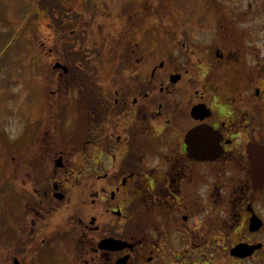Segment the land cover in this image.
<instances>
[{
	"label": "flooded vegetation",
	"instance_id": "obj_1",
	"mask_svg": "<svg viewBox=\"0 0 264 264\" xmlns=\"http://www.w3.org/2000/svg\"><path fill=\"white\" fill-rule=\"evenodd\" d=\"M75 6L0 264H264V35Z\"/></svg>",
	"mask_w": 264,
	"mask_h": 264
},
{
	"label": "rangeland",
	"instance_id": "obj_2",
	"mask_svg": "<svg viewBox=\"0 0 264 264\" xmlns=\"http://www.w3.org/2000/svg\"><path fill=\"white\" fill-rule=\"evenodd\" d=\"M54 3L56 5L51 6ZM74 3L78 9L88 6L107 8L111 14L109 24H119L117 14L122 5L125 12H133L132 7L141 8V16L137 17L141 32L150 24H158L159 20L167 18L171 3L173 10L169 12L172 16L168 18H177L179 14L183 19L207 24L215 19L217 11L226 19L238 12L239 18L251 19L253 34L264 35V0H0V216L5 215L3 228L7 222L6 201L11 197L18 198L25 188L23 169L31 158L27 155L29 145L23 144L26 128L32 120L30 116L41 112L38 100L45 96L43 83L50 86L51 75H40L36 68L53 65L57 56L68 57L74 45L70 30L77 24L70 10ZM31 8L34 18L28 23ZM57 10L61 12L57 13ZM62 12L64 19L57 34L53 32L56 30L53 25ZM239 22L244 25V21ZM0 250V253L5 252L3 246Z\"/></svg>",
	"mask_w": 264,
	"mask_h": 264
},
{
	"label": "trees",
	"instance_id": "obj_3",
	"mask_svg": "<svg viewBox=\"0 0 264 264\" xmlns=\"http://www.w3.org/2000/svg\"><path fill=\"white\" fill-rule=\"evenodd\" d=\"M52 1H54V0H50V2H52ZM45 3H48L47 1H45ZM50 11V10H49ZM59 11L57 10V13H58ZM63 13V12H62ZM61 13V14H62ZM50 14V13H49ZM48 14V15H49ZM33 15V16H32ZM32 18H34V11H33V14H31V16H30V18H29V20H28V23H31V19ZM60 20V21H59ZM60 24H62V16L61 17H59L58 18V20H55V23H54V27H55V29L56 30H53V32L55 33V31H56V33H58V30L57 29H59V27H60Z\"/></svg>",
	"mask_w": 264,
	"mask_h": 264
}]
</instances>
